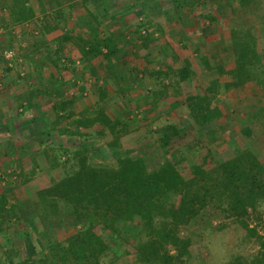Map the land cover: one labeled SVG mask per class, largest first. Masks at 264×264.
<instances>
[{"label": "trees", "instance_id": "obj_1", "mask_svg": "<svg viewBox=\"0 0 264 264\" xmlns=\"http://www.w3.org/2000/svg\"><path fill=\"white\" fill-rule=\"evenodd\" d=\"M168 1L175 6L179 15L175 25L178 28L182 24L178 11L184 9L188 12L195 24L189 37L191 40L199 41L198 43L202 40L204 28L210 26L217 30V26L222 23L223 28L227 26V22H223L224 19L217 13L220 0ZM260 1L238 0L237 8L239 12H244L242 17L246 11L250 13L258 7ZM110 3V9L106 3L103 5L101 3L97 9L101 8L102 17L114 21L126 19L129 15L135 14L136 9L142 10L144 0L132 1L130 4L123 0H110ZM210 3L211 8L207 6ZM88 4L89 1L84 0L79 10L71 8L75 26L73 22H67V28L71 31L63 30L66 32L55 42L56 50L53 52L54 57L58 59L52 61L50 58L49 61L54 67H63L61 64L59 66L63 52L62 44H71L78 55L76 60L71 61L73 68L76 63L93 64L97 70L99 66L104 67V63L109 65L103 68L105 76L97 79L98 82L103 81L98 89L100 101L108 95L109 80H113L120 95L127 96L135 86H143L142 74L148 73L147 70L132 72L133 70L119 69L126 66L124 59H129L127 49L129 51L136 43H140L143 54L155 46L157 40L151 36L150 28L144 22L132 27L129 40L119 35V32L100 36L101 23L95 12L87 10ZM47 6L42 0H5L2 8L4 7L8 13L9 25L16 28L25 26L38 14L41 16L43 32L48 34L58 30L63 22V16L61 12L57 15L47 12ZM51 18H60L61 23L51 28L49 24ZM241 23L230 26L229 39L223 41L226 44L225 50L232 55L229 60L231 66L226 69L224 66L216 65L211 69L214 75L217 73L220 78L221 76L229 78L230 81L223 85L225 91L252 85L260 89L264 95L262 52L259 51L257 40L252 35V26L246 20H242ZM219 33H223L222 27ZM198 34L200 37H197ZM185 39L178 41L182 45ZM196 49L198 52L199 48ZM121 53L124 56L119 58ZM181 53L179 50L177 56L179 57ZM172 59L174 63L178 60L176 56ZM97 61H100L98 66ZM143 61L149 63L147 58ZM202 62L206 70H210L209 61L202 59ZM174 63L172 65H175ZM180 64L181 67L177 70L174 66L172 69L170 64L156 66L158 67L156 72L150 73L154 78V84H151L149 89L143 88L139 93L140 97L135 100V111H140L141 117H146L155 110L156 115L160 116L164 111L168 113L169 108L175 109L185 105L189 110V120L200 135L205 127L223 121L224 115L220 108L213 106V101L218 95L219 82H208L206 88L197 87L195 95L182 98L183 100L178 103L171 102L167 109L158 107L161 100L172 98L171 91H178L181 84L191 82L192 86H195L191 64L185 60ZM174 70L177 81L173 82ZM133 73L136 76H133ZM44 96L45 93L40 89L32 90L28 95L27 108L33 109L37 97ZM73 106L72 99L51 106L55 116L51 123L54 133L58 136H75L82 141L92 137L106 140L108 137L110 141L107 147L120 149L121 141L127 134L123 120L127 119L123 118L121 113L113 118L104 111L97 113L91 111L86 116H78L75 115ZM262 114L263 109L254 114V117L262 119ZM180 133V128L175 124L159 130L156 144L165 155V161L163 166L154 171L149 170L145 161L140 158H118L115 167L98 165L92 162L93 156L83 144L78 145L73 151L63 146V143L58 146V153L47 150L44 155L49 162L50 183L46 188L34 192L32 200L34 210L40 219L71 220L78 231L65 244H50L40 253L38 260L31 259L27 263L116 264L117 258L109 263L103 262L112 254L109 237L114 235L127 242L128 239L123 236L133 235L134 238L138 237V243L129 246L126 255L136 260L134 264H185L186 260L191 259L192 228L205 225L212 227L213 222L232 221L257 241L260 252L252 259L251 264H264V236H259L247 223L252 215L261 220L260 208H264V166L248 149L236 150L231 160H216L215 164L211 161L213 157L203 151L196 163L190 164L186 173L182 174L178 167L185 157L171 148L172 141ZM241 133L244 137H253V133L247 127L241 129ZM16 159L24 163L21 157ZM31 164V178L25 179L27 185L35 183L32 181L35 179V171L39 169L36 161L33 160ZM9 179L12 181V177ZM1 182L0 180V185ZM9 192L8 188H0V233L4 232L3 226L7 219L10 220L15 215V208L8 207L6 195ZM219 228L222 230L224 225ZM7 263L16 264L10 258ZM229 264L248 263L236 260Z\"/></svg>", "mask_w": 264, "mask_h": 264}, {"label": "rangeland", "instance_id": "obj_2", "mask_svg": "<svg viewBox=\"0 0 264 264\" xmlns=\"http://www.w3.org/2000/svg\"><path fill=\"white\" fill-rule=\"evenodd\" d=\"M42 1L44 5H48L47 12L55 15L61 12V16H63V22L58 30L48 34L43 32L41 16L38 14L25 26L11 27L8 13L4 7L2 8L5 0H0V180L2 181L0 188L10 190L8 194L6 193L8 207L15 208L14 218L7 219L3 226L4 232L0 233V264H8L9 258L16 264H28V260L31 259L38 260L45 247L50 244H65L78 231L71 220L40 219L32 203L34 192L46 188L50 183L49 162L44 153L47 150H53L56 153L58 146L62 143L71 151L83 144L89 154L93 156L92 162L98 165L115 167L118 158H140L145 161L149 170L154 171L163 166L165 161V155L156 144V140L159 138L158 132L168 125L175 124L180 128L181 133L172 141L171 148L185 157L186 161H182L178 167L182 174L186 173L190 164L196 163L198 156L203 151L213 157L210 159L215 164L216 160H231L236 150L248 149L264 166V114H262V119L254 117V114L259 113L261 109L264 110L263 92L252 85L225 91L223 85L230 81L229 78L221 75L220 78L217 73L214 75L211 69L219 63L226 69L231 66L229 60L232 55L225 50L226 44L223 41L229 39L228 28L233 24H242V20H246L252 26V35L257 40L259 51L262 52L264 60V0H261L258 7H255L250 13L246 11L243 17L244 12H239L237 8L238 0H220L217 13L221 19H224L223 22H227V26L223 28L222 23L217 26V30L210 26L204 28L201 35L203 41L201 40L200 43L189 37L192 34L191 28L194 29L195 24L190 17L189 20L187 19L189 15L186 10L178 11L182 21L180 28L175 26L173 30L170 27L174 21H177L179 15L175 6L168 0H152L151 3L150 0H144L148 4H143V11H135V14L129 15L127 20L122 18L114 21H106V18L102 17L101 8L97 9L101 3L102 5L106 3L107 8L110 9V0H86L89 1V4L86 5L87 10L95 12L101 23L100 36L117 32L121 33L119 35L125 36L122 35L124 32L119 27L121 22L134 24V21L139 22L138 20L143 18L142 14H144V17L153 24V30L155 31V26L158 29L157 39L161 40L158 42L162 44L160 49H152L153 52L150 53L152 60L148 64L143 61L148 56L147 51L142 54L137 53V49L134 52V47L129 51L127 49L129 59H124L126 66L119 69L122 71L133 70L132 72L147 70L148 73L142 74L144 75L143 86L137 85L128 92L127 96H122L116 91L113 80H109L108 95L103 101H100L98 90L103 81L98 82L97 79L105 76L103 68L108 67V64L104 63V67L99 66L98 70L93 64L76 63L73 68L71 61L76 60L78 55L77 51L68 43L62 44L63 52L60 56L59 66L61 64L63 67H54L49 61L50 58L52 61L58 59L53 54L56 50L55 42L63 36V33L71 31L67 28V22H73L75 26L71 8L79 10L84 0H75L74 2L68 0ZM123 1L130 4L132 1L140 0ZM211 5V3L207 4L209 7ZM119 8L120 6L117 9ZM59 22L61 23L60 18H51L50 27L53 28ZM221 27L223 33H219ZM64 29L67 30L64 32ZM169 30L174 34H167L166 31L170 32ZM177 32L186 38L182 45L176 40ZM173 37H175L174 40ZM197 37H200V34ZM195 46L199 48L198 52H196ZM179 50L182 51L181 58L177 56ZM4 51H13L15 54L13 62L4 59ZM123 56L121 53L119 58ZM174 56L178 59L176 63L172 59ZM219 56L222 58L220 59ZM202 59L209 61L210 70H206ZM183 60L191 64L195 86H192L191 82L181 84L178 91H171L172 98L161 100L158 107L162 106L167 109L171 102L178 103L183 100L182 98L195 95L197 87L206 88L208 82H219L218 95L213 101V106L220 108L224 115L223 121L205 127L201 130L200 135L190 122L189 110L185 105L175 109L169 108L168 113H164L166 112L164 111L160 116L156 115L155 110H152V114L146 117H141L140 111H135V100L140 97L139 93L143 88L149 89L150 85L154 84V78L151 77L152 75L150 76V73L156 72L158 68L156 66L170 64L171 68L174 66L177 70L181 67L180 62ZM99 63L100 61H97L96 66ZM175 74L174 70L173 82L177 81ZM133 76L136 74L133 73ZM139 76L138 79H140ZM37 88L44 92L45 96L37 97L35 107L28 109V95ZM69 99L73 100V110L78 116H86L91 111H95V113L104 111L110 118H113L121 113L122 117L128 121L123 119L127 134L121 141L120 149H109L107 147V143L110 141H108V137L106 140L105 138L92 137L82 141L75 136H58L57 133H54L51 123L55 120V116L51 106ZM245 127L251 130L253 137L242 135L241 129ZM20 157L24 163L16 159ZM31 160L37 162L39 169L35 171V179L32 181L35 183L27 185L25 179L31 178ZM9 177H12V181ZM260 212L261 220H258L256 215H252L247 223L250 228L257 231L259 236H264L263 207L260 208ZM222 225L224 228L218 229ZM211 226L192 228L191 259L186 260L185 264H229L236 260L251 264L252 259L259 254L260 249L257 241L232 221L213 222ZM123 237L128 241L114 235L109 237L112 254L103 260L104 263H109L115 258L118 259L116 264L135 263L136 260L127 256L126 251L129 246L137 245L138 237L134 238L133 235Z\"/></svg>", "mask_w": 264, "mask_h": 264}, {"label": "crops", "instance_id": "obj_3", "mask_svg": "<svg viewBox=\"0 0 264 264\" xmlns=\"http://www.w3.org/2000/svg\"><path fill=\"white\" fill-rule=\"evenodd\" d=\"M151 1L152 0H150V3H151ZM157 1V0H156ZM154 3V2H153ZM144 4H148V2H145L144 1ZM144 10V8L141 10V11H143ZM137 11H139L140 12V10L138 9V10H136V12ZM138 15V14H137ZM142 16H143V18H141V19H139L138 21L139 22H135L134 21V24H132V23H129V22H121V24H120V28H122V31L124 32L122 35H125V37H127V40H129V37H130V35L132 34V27L135 25V23H136V25L138 26L139 25V23H142V22H144V23H146L148 26H149V28H150V31L152 32L151 33V36L154 38V39H156L157 40V43L155 44V46H153V47H150L148 50H147V62H149V61H151L152 59H151V55H150V53H152L153 52V50L152 49H155V48H159L160 49V47L162 46V44L161 43H159L161 40H159V39H157V37H158V29L156 28V26L154 27V29H155V31L153 30V24L146 18V17H144V14H142ZM128 18H126L125 20H127ZM188 20H189V16H188V18H187ZM109 21V20H111L110 18L109 19H107L106 18V21ZM120 22V21H119ZM177 24V21H174L171 25H170V27L174 30V27H175V25ZM128 25V26H127ZM182 25V24H181ZM177 27V26H176ZM189 30V29H188ZM125 31H126V33H125ZM154 31V32H153ZM170 31V30H169ZM120 33V32H119ZM166 33L167 34H170V33H173L172 31H170V32H167L166 31ZM121 34V33H120ZM174 34V33H173ZM180 34H182V33H180ZM177 39L176 40H184V36L183 35H179V32H177V37H176ZM173 40L175 39V37H173L172 38ZM166 40V39H165ZM159 41V42H158ZM135 49H137V53H141L142 52V49L140 48V43H136V45H135V47H134V52H135ZM219 58L221 59L222 58V56H219ZM220 64V63H219ZM219 64H217V65H219ZM221 66H222V64H220ZM225 67V66H224Z\"/></svg>", "mask_w": 264, "mask_h": 264}, {"label": "built area", "instance_id": "obj_4", "mask_svg": "<svg viewBox=\"0 0 264 264\" xmlns=\"http://www.w3.org/2000/svg\"><path fill=\"white\" fill-rule=\"evenodd\" d=\"M3 57L6 61L13 62L15 58V54L13 53V51H4Z\"/></svg>", "mask_w": 264, "mask_h": 264}]
</instances>
